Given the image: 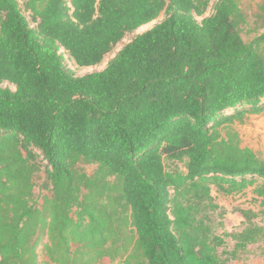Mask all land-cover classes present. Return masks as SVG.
Wrapping results in <instances>:
<instances>
[{
	"label": "trees",
	"instance_id": "trees-1",
	"mask_svg": "<svg viewBox=\"0 0 264 264\" xmlns=\"http://www.w3.org/2000/svg\"><path fill=\"white\" fill-rule=\"evenodd\" d=\"M212 2L0 0V264H229L264 245L252 209L219 232L212 194L264 205V159L234 126L264 112V31L245 41L241 0ZM162 14L104 69L69 66Z\"/></svg>",
	"mask_w": 264,
	"mask_h": 264
},
{
	"label": "rangeland",
	"instance_id": "rangeland-1",
	"mask_svg": "<svg viewBox=\"0 0 264 264\" xmlns=\"http://www.w3.org/2000/svg\"><path fill=\"white\" fill-rule=\"evenodd\" d=\"M261 1L262 0H241V4L247 10L250 16L248 24L244 27L242 33L244 40L247 42H250L251 40H253L254 37L258 36L264 31V29L256 31L253 25V13L257 10L258 4ZM213 2L211 3L205 15H209L212 13ZM163 18L164 14L159 16L156 20L146 25H143L134 32L126 35V37L115 46L113 51L109 53L105 57L103 62L99 65L80 68L71 59L68 60V64L75 71L76 75H84L95 70H102L106 67L108 61L113 58L115 54L124 46V44L132 40L137 34L143 33L151 29L156 23L161 21ZM2 85L6 86L9 84L4 83ZM11 87L13 88V86ZM234 126L240 134V137L242 139V145L250 147L258 154L259 157L264 159V112L260 114L249 115L243 123H236ZM168 166L171 167L173 166V164L168 163ZM179 166L182 167L183 164L179 163ZM84 169L88 173H92L96 169V165L86 164L84 165ZM44 180L45 174L42 171L39 173L36 179V186L34 190V198L38 201V203L41 202L42 196L47 193V190L43 189L42 187ZM212 194L215 197L216 202L226 209V213L223 217V228L218 229L219 232L223 230L232 231L241 227L243 215L240 212V209H252L258 212L259 215L257 221L261 224H264V205L262 204V199L255 194L253 187H249L245 191L235 194H225L223 192L217 191L216 188L213 187ZM227 240V248L230 249L232 248L234 242L230 238H228ZM261 246H259L258 244L250 245L249 251L244 254L241 259L231 261L229 264H264V245L262 244ZM103 264L122 263L117 261L110 262L109 260H106Z\"/></svg>",
	"mask_w": 264,
	"mask_h": 264
}]
</instances>
